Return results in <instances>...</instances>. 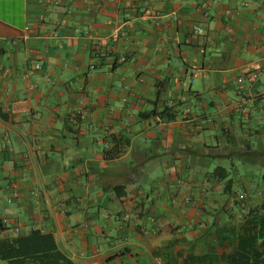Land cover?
Listing matches in <instances>:
<instances>
[{
    "label": "crops",
    "instance_id": "crops-1",
    "mask_svg": "<svg viewBox=\"0 0 264 264\" xmlns=\"http://www.w3.org/2000/svg\"><path fill=\"white\" fill-rule=\"evenodd\" d=\"M257 206L264 0H0V238L218 264Z\"/></svg>",
    "mask_w": 264,
    "mask_h": 264
},
{
    "label": "trees",
    "instance_id": "trees-1",
    "mask_svg": "<svg viewBox=\"0 0 264 264\" xmlns=\"http://www.w3.org/2000/svg\"><path fill=\"white\" fill-rule=\"evenodd\" d=\"M154 116L162 121L175 119V113L168 108L154 113ZM213 175L227 177L224 169L219 167L213 171ZM119 189L122 188H117V192ZM248 217V225L255 223L258 232L251 235L249 228L247 236L238 237L236 246L225 251L218 264H264V206L250 209ZM1 227L0 223V230ZM0 264H73V262L59 249L51 234L35 230L27 235L16 234L0 238Z\"/></svg>",
    "mask_w": 264,
    "mask_h": 264
},
{
    "label": "built area",
    "instance_id": "built-area-1",
    "mask_svg": "<svg viewBox=\"0 0 264 264\" xmlns=\"http://www.w3.org/2000/svg\"><path fill=\"white\" fill-rule=\"evenodd\" d=\"M45 1H49V0H45ZM243 5L245 6L246 4H243ZM204 16H206V13L204 14ZM25 30L28 31L29 28H26ZM192 34L193 35H203V29L201 27L196 26V27H194ZM53 36H55V34ZM34 68L35 69H39L40 68V65L39 64H36L34 66ZM91 68H93V67H91ZM256 78H257V74L256 73H253L251 75V79H256ZM11 195H12V197H17V192L15 191V189H13ZM0 223H1L2 226H6L7 223H8V221H7L6 218H3V219L0 220ZM14 231L15 232H18V229H15Z\"/></svg>",
    "mask_w": 264,
    "mask_h": 264
}]
</instances>
